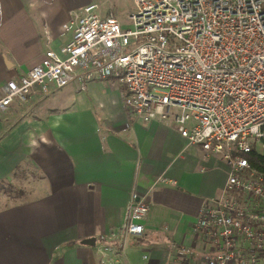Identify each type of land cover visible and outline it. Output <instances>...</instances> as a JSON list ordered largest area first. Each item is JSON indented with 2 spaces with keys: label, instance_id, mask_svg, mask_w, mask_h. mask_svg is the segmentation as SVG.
Wrapping results in <instances>:
<instances>
[{
  "label": "crops",
  "instance_id": "1",
  "mask_svg": "<svg viewBox=\"0 0 264 264\" xmlns=\"http://www.w3.org/2000/svg\"><path fill=\"white\" fill-rule=\"evenodd\" d=\"M90 3L0 0V96L9 79L72 38L71 20ZM101 6L103 15L131 12ZM123 93L101 80L83 91L35 88L0 115V184L20 186L0 192V264H99L101 236L119 229L134 191L145 195L149 218L114 264H163L171 242L200 246L193 224L203 200L220 192L225 163L189 144L173 115L148 123L130 115Z\"/></svg>",
  "mask_w": 264,
  "mask_h": 264
},
{
  "label": "built area",
  "instance_id": "2",
  "mask_svg": "<svg viewBox=\"0 0 264 264\" xmlns=\"http://www.w3.org/2000/svg\"><path fill=\"white\" fill-rule=\"evenodd\" d=\"M131 1L123 18L87 4L66 44L5 83L0 115L35 88L83 91L99 80L123 87L127 112L146 123L173 115L188 143L220 157L227 173L193 224L200 246L171 242L163 264H264V172L246 156L264 153V0ZM149 214L134 191L119 229L101 236L99 264L121 262Z\"/></svg>",
  "mask_w": 264,
  "mask_h": 264
},
{
  "label": "rangeland",
  "instance_id": "3",
  "mask_svg": "<svg viewBox=\"0 0 264 264\" xmlns=\"http://www.w3.org/2000/svg\"><path fill=\"white\" fill-rule=\"evenodd\" d=\"M95 2H97L102 8L104 7V9H112L113 11H126V10H130L133 11L134 9V5L132 4L131 0H95ZM102 10V9H101ZM108 15L109 14H114L111 12V10L107 11ZM124 13V12H123ZM116 16L119 17L118 14H114ZM173 112H175V110H173ZM172 125L177 126L176 122H172L170 121ZM262 148V147H260ZM223 170H225V166L220 165V167H217L216 171H215V177L217 178L221 172H223ZM0 192H5V193H11V192H15V193H19L20 192V186L17 185H1L0 184Z\"/></svg>",
  "mask_w": 264,
  "mask_h": 264
},
{
  "label": "trees",
  "instance_id": "4",
  "mask_svg": "<svg viewBox=\"0 0 264 264\" xmlns=\"http://www.w3.org/2000/svg\"><path fill=\"white\" fill-rule=\"evenodd\" d=\"M246 156L249 158L252 166L264 172V153H259L253 149L252 152Z\"/></svg>",
  "mask_w": 264,
  "mask_h": 264
}]
</instances>
